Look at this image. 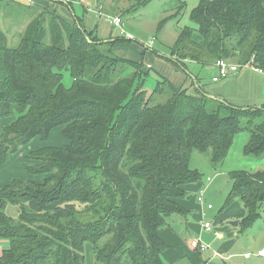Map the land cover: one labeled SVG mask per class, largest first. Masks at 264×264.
Returning a JSON list of instances; mask_svg holds the SVG:
<instances>
[{
    "label": "trees",
    "instance_id": "16d2710c",
    "mask_svg": "<svg viewBox=\"0 0 264 264\" xmlns=\"http://www.w3.org/2000/svg\"><path fill=\"white\" fill-rule=\"evenodd\" d=\"M32 1L0 0V11L13 3L31 18L20 43L28 52L9 44L0 23V165L60 126L68 143L31 150L25 168L33 177L0 188V237L10 240L0 264H85L87 242L95 264H166L161 230L189 213L181 200L202 177L190 166L192 152H210L217 168L234 136L250 129L245 154L264 156V106L191 96L166 77L148 94L141 63ZM151 1L135 0L127 11ZM190 17L194 25L181 29L171 59L186 67L235 58L264 72V0H200ZM230 176L225 205L244 203L245 230L264 205V169ZM8 204L19 206L18 219L7 215Z\"/></svg>",
    "mask_w": 264,
    "mask_h": 264
},
{
    "label": "rangeland",
    "instance_id": "374dc122",
    "mask_svg": "<svg viewBox=\"0 0 264 264\" xmlns=\"http://www.w3.org/2000/svg\"><path fill=\"white\" fill-rule=\"evenodd\" d=\"M46 1V4L36 2L35 6L39 9L46 7L55 9L67 18L77 19L84 28L89 31L94 30L97 34L96 36H99L103 41H107L104 46L112 48L113 52L119 57L141 63L146 76L145 87L148 90V94L156 88L158 80L164 77L173 82L179 79L176 74L178 70L172 64L173 61H165L159 53H164L167 58L172 56L170 51L181 29L187 25H194L190 14L200 0H152L133 11H127V9L132 6L135 0H74L71 6L72 12L69 6L64 5L65 3L63 4V2L56 0ZM18 11H22V9L16 7L15 4H5L0 11V23L9 36V44L22 52H28L29 48L23 47L24 45L20 43L21 33L24 32L31 18L26 15L23 17L18 16ZM38 11L36 10V12ZM115 15L122 17L121 27L113 24L112 18ZM165 18L168 19L162 25V21ZM126 33L132 34V39H129ZM237 60L235 58L228 59L229 62L239 63ZM192 65L196 67L194 73L197 82L193 83L192 77L187 76L188 79L185 84L187 92L191 96H203L208 93L209 97H212L211 94L218 97L216 93L220 92L225 87L224 83L233 79L231 76L236 74L234 73L219 81H214L213 77L219 72L217 66L213 64L202 66L198 63H193ZM248 67L251 66L243 65L238 72L247 71ZM64 82L66 87L72 86L73 78L69 72L65 73ZM236 83L239 82L236 81ZM236 83L233 89L239 90L236 87ZM253 99L249 98L247 100ZM5 122L0 121V131ZM241 125H247L246 121L242 120ZM62 128L61 126L55 128L50 136L45 139L40 136L34 137L28 144L22 146L18 152L11 154L7 162L0 165V188L10 183L13 179L26 180L32 178L33 176L25 168V155L31 150L42 146L59 147L68 143V140L61 134ZM250 132V129H242L234 136L226 159L217 168L210 159V152H192L190 166L202 174L201 179L196 182L198 184H195L199 185V188L192 193L194 195L204 194L205 198L208 197L214 205V209L210 210L207 216L211 220H215L216 227L217 225L230 227L229 222L232 219L229 217L236 215V211L239 209L238 204L240 203L225 205L226 198L232 187L230 172L236 169L248 171L264 169V156L256 157L245 154V145L251 137ZM5 211L14 220L20 216V208L15 204H8ZM259 222L264 225V220ZM214 230L216 229L214 228ZM258 230V227L252 229L254 232H258ZM258 238L260 241H264V236L258 235ZM9 247L10 240L0 237V256ZM95 261L93 245L91 242H87L85 246V264H95ZM123 262V264H130V260L127 258H124Z\"/></svg>",
    "mask_w": 264,
    "mask_h": 264
},
{
    "label": "crops",
    "instance_id": "0c3cea01",
    "mask_svg": "<svg viewBox=\"0 0 264 264\" xmlns=\"http://www.w3.org/2000/svg\"><path fill=\"white\" fill-rule=\"evenodd\" d=\"M36 2L46 4L45 2L47 1L33 0L31 3L36 4ZM64 5L69 6L72 12V5L66 3ZM159 55L165 61H173L172 64L178 70L176 74L179 79L177 78L178 80L174 83L186 88L187 76L192 77L193 83L197 82L194 73L196 67L192 65L194 62L186 60L189 65L184 67L179 62L171 59V57L167 58L164 53H159ZM215 63L213 64L214 66H216ZM247 69V71L237 72L232 75L233 79L225 82V87L216 93L218 97L212 94L211 96L239 107L264 106V72L253 66ZM236 81L240 84L236 83ZM235 83L239 90L233 89ZM205 95L210 96L208 93H205ZM249 98L254 99L247 100ZM195 184L198 183L188 186L190 197L181 200L182 205L189 210V213L186 216L174 215L161 230L162 238L168 246L164 254L166 264H264V258L255 255L257 250L264 247V241H260L258 238V235L264 236V225L259 222L264 220V205L260 216L253 224L242 230V220L247 215V209L240 199H236L233 204L242 203V206L238 204L237 214L229 217L232 219L229 222L231 226L217 225L216 227L215 220H211L207 216V213L214 209V205L208 197L205 198L206 202L204 204L198 202L197 198L200 194L194 195L192 193L199 188V185ZM209 203L213 205L212 208H208L207 205ZM206 221L212 222V228L207 229L204 226ZM233 221L238 222V224H233ZM254 227H258V232L252 231ZM214 228L218 231V235L215 233L216 230ZM244 233H246L245 236ZM196 239L207 244L209 246L208 249L192 248L191 242ZM238 244L239 246H237ZM215 252L220 253V255H215ZM246 253H251V257L246 258L244 256Z\"/></svg>",
    "mask_w": 264,
    "mask_h": 264
},
{
    "label": "built area",
    "instance_id": "2783aa9c",
    "mask_svg": "<svg viewBox=\"0 0 264 264\" xmlns=\"http://www.w3.org/2000/svg\"><path fill=\"white\" fill-rule=\"evenodd\" d=\"M28 1H32V0H28ZM57 1L67 3V2H71L73 0H57ZM112 22H113V24L115 26L121 27V25H122V17L119 16V15H115L112 18ZM126 36L129 39H132V34L126 33ZM215 64L219 68V72H218V74L216 76L213 77L214 81H219L220 79H222L224 77H227V76H229L231 74L237 73L239 71V69L243 66L242 64L229 62L227 59H224V58L218 59ZM246 65H250V64L248 63ZM197 199H198V202H200L201 204H204L206 202L205 201V196L202 193L198 196ZM207 206H208V208H212L213 207V205L210 204V203ZM204 226L207 229H210V228H212V222L206 221L204 223ZM215 233L218 235V231H216ZM191 247L192 248L200 247L202 250H207L209 246L207 244H205V243H202L200 240L196 239V240H193L191 242ZM215 255H220V253L215 252ZM251 255H252L251 253H246L244 256L246 258H249V257H251ZM255 255L258 256V257L264 258V247L259 249V250H257L255 252Z\"/></svg>",
    "mask_w": 264,
    "mask_h": 264
},
{
    "label": "water",
    "instance_id": "95a60500",
    "mask_svg": "<svg viewBox=\"0 0 264 264\" xmlns=\"http://www.w3.org/2000/svg\"><path fill=\"white\" fill-rule=\"evenodd\" d=\"M232 223H233V224H238V222H236V221H233Z\"/></svg>",
    "mask_w": 264,
    "mask_h": 264
}]
</instances>
